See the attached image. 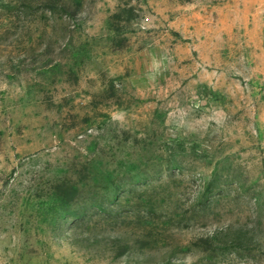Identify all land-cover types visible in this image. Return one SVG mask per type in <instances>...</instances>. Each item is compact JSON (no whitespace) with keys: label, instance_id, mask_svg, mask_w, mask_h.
<instances>
[{"label":"rangeland","instance_id":"obj_1","mask_svg":"<svg viewBox=\"0 0 264 264\" xmlns=\"http://www.w3.org/2000/svg\"><path fill=\"white\" fill-rule=\"evenodd\" d=\"M0 264H264V0H0Z\"/></svg>","mask_w":264,"mask_h":264}]
</instances>
